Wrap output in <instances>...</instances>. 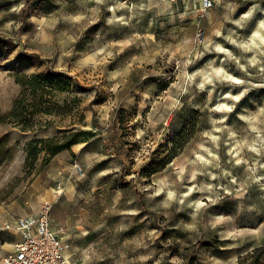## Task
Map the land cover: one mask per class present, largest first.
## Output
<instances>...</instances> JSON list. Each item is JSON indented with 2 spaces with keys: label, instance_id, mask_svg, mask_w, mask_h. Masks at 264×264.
Here are the masks:
<instances>
[{
  "label": "rangeland",
  "instance_id": "1",
  "mask_svg": "<svg viewBox=\"0 0 264 264\" xmlns=\"http://www.w3.org/2000/svg\"><path fill=\"white\" fill-rule=\"evenodd\" d=\"M216 2L0 0V227L48 203L80 264H264V0Z\"/></svg>",
  "mask_w": 264,
  "mask_h": 264
},
{
  "label": "built area",
  "instance_id": "2",
  "mask_svg": "<svg viewBox=\"0 0 264 264\" xmlns=\"http://www.w3.org/2000/svg\"><path fill=\"white\" fill-rule=\"evenodd\" d=\"M216 4V0H200L202 12L214 9ZM51 208L46 203L38 215H25L14 225L5 223L0 227L1 231L15 229L23 237L22 241L14 245L12 253L0 258V264H78L64 257V251H68L70 245L65 242L63 244L52 231Z\"/></svg>",
  "mask_w": 264,
  "mask_h": 264
},
{
  "label": "trees",
  "instance_id": "3",
  "mask_svg": "<svg viewBox=\"0 0 264 264\" xmlns=\"http://www.w3.org/2000/svg\"><path fill=\"white\" fill-rule=\"evenodd\" d=\"M37 76H32L30 78L26 76H17L16 81L19 85L22 86L23 91L19 98L14 103L12 110L6 116L9 120L17 121L24 131H35L37 127L36 120L44 115L50 116L53 111L48 106L45 105L46 100L38 99L39 92L42 94H48L44 86L38 82ZM35 145H42L40 149L38 147H34L33 150L38 151H47L52 156H55L61 153L63 150L72 146L68 145H58L54 140L47 141H38L35 142ZM263 251V249L258 250V252Z\"/></svg>",
  "mask_w": 264,
  "mask_h": 264
},
{
  "label": "crops",
  "instance_id": "4",
  "mask_svg": "<svg viewBox=\"0 0 264 264\" xmlns=\"http://www.w3.org/2000/svg\"><path fill=\"white\" fill-rule=\"evenodd\" d=\"M23 215H29V214H23ZM6 233H3L0 235V258L5 257L9 255L10 253L13 252L14 245L20 241H22V234L13 229L11 231H4ZM55 234L58 235L59 238H61L64 241V237H61L58 232ZM65 242V241H64ZM68 243V242H65ZM67 259L75 262H79L76 260V258L73 256L72 252L68 251V256L66 257ZM80 264V263H78Z\"/></svg>",
  "mask_w": 264,
  "mask_h": 264
},
{
  "label": "bare ground",
  "instance_id": "5",
  "mask_svg": "<svg viewBox=\"0 0 264 264\" xmlns=\"http://www.w3.org/2000/svg\"><path fill=\"white\" fill-rule=\"evenodd\" d=\"M55 233V232H54ZM61 242L64 244V241L60 238ZM68 256V251H64V257L66 258Z\"/></svg>",
  "mask_w": 264,
  "mask_h": 264
}]
</instances>
